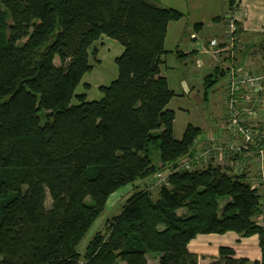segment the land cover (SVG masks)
<instances>
[{"label": "trees", "instance_id": "1", "mask_svg": "<svg viewBox=\"0 0 264 264\" xmlns=\"http://www.w3.org/2000/svg\"><path fill=\"white\" fill-rule=\"evenodd\" d=\"M183 15L154 0H0V264H78L77 246L110 195L154 174L151 149L170 171L166 183L155 199L130 194L87 244L84 264H147L149 252L158 264H198L188 243L227 231L256 234L260 260L221 246L207 264H264L260 195L246 173L210 161L174 171L201 132L188 124L174 137V92L160 75L168 24ZM103 35L123 46L117 77L86 100L75 90ZM216 80L206 76L204 95Z\"/></svg>", "mask_w": 264, "mask_h": 264}, {"label": "rangeland", "instance_id": "2", "mask_svg": "<svg viewBox=\"0 0 264 264\" xmlns=\"http://www.w3.org/2000/svg\"><path fill=\"white\" fill-rule=\"evenodd\" d=\"M155 3H157L160 6L163 7H179L182 10L181 12L184 13L183 19L181 21H185L187 23H190L191 19L195 17V15H202V16H216L214 19V27L211 28L208 31H205L206 36L209 38H212L216 41L217 45H211V40L209 41V55L215 60L216 66L218 67V76L217 81L215 82V85L211 87L208 90L207 94V100L206 103L198 105L194 102V100H191L192 105L191 113L190 114H184V118L189 117L192 118V121H200L202 126H204L203 119L206 120L208 124V128L206 126L205 130L200 129V135H203L204 133L207 134H218L216 137L217 139H214V146L217 147H227L228 143L226 141L228 140L227 135H230L228 130H222L221 131V138H225L223 141L220 140V127L222 125H225L227 115L229 112L228 104V91L231 89V84L236 83L238 81H242L243 77L245 75H253V76H264V45L260 47L261 49L254 50L253 56H251V59L254 60L256 63L254 66H248V64H245V61L240 59L239 55L237 54V47H238V36L240 34V24L237 19L236 14V7L233 6L231 9H227V0H224L223 4L220 2V0L216 1H210L207 3V1H204L203 5H192L191 2L182 1L181 5H174V0H154ZM176 7V8H177ZM231 19L234 20L236 24V31L232 35L229 34L228 31V24L230 23ZM9 22V20H7ZM230 35L233 37V40L230 41ZM104 43L100 42V39L94 42V54H90L89 57V63L93 65V69L91 72L86 73L85 75V81L90 82L92 84V88L88 91V96L92 97L98 93V87L95 86L98 82H102L101 84L108 85L114 78L117 77V68L115 61L113 60L116 56H118L120 53H117L114 50V47L111 46L110 43L114 41L117 45L119 44L116 40L112 38H104ZM207 45V44H206ZM167 47H169V44H166ZM110 48L109 50L107 49ZM97 48L100 50V58L101 62L98 61L97 56ZM254 48L259 47H253L248 50H253ZM165 58V57H163ZM175 58V57H174ZM167 62L171 60V57H166ZM55 64H59V60L56 57L54 60ZM214 63V64H215ZM177 64L180 65V62L177 61ZM193 62H188V66H193ZM215 67V66H214ZM162 70L164 71V65L161 66ZM115 69V73L114 72ZM234 72V74H232ZM221 78V79H220ZM225 84L226 86V99L224 102L220 103V84ZM241 85V84H240ZM249 83H242V86H240L239 90L236 91L238 94L236 99V107L237 110L240 112L241 115H243V109L247 106H254V109L256 111L255 117L250 121L251 128L253 129V143L250 144L249 148L245 150L244 153L246 156L245 158H241V155L235 152H229V150L226 149V151L223 152L222 156L220 157V149L219 151L215 149V153L212 154L211 159H214V162L212 165H219L224 168V170L227 169V166L231 170L235 168L236 171H241V169L247 174H251L254 178H259L258 168L255 162V156L258 155V148L259 146L264 147V124L263 127L259 123L256 124L255 118L256 116L259 117L260 120L264 123V78L261 82V88H256L254 85L250 86ZM217 86L218 88H216ZM250 86V90L245 89L246 87ZM83 82H80V84L77 86L75 93L81 94L85 91L83 88ZM98 89V90H97ZM216 89V91H215ZM218 89V90H217ZM102 94V93H100ZM245 94V95H244ZM102 96V95H101ZM202 97V95H201ZM253 100V101H252ZM260 100V101H259ZM185 100H180V98H175L172 101L173 106L181 103H185ZM250 101V102H249ZM78 101L75 97L72 98L71 103L76 104ZM201 102H203L201 100ZM184 107V105H183ZM218 111V116H217ZM45 110L39 111V116L41 119V122H44L45 120ZM248 123V122H247ZM248 125V124H246ZM249 126V125H248ZM242 142V139L238 136V139H236V145H240ZM151 156L154 160V162H157V164L154 165V174H152L149 177H146L144 179H137L132 183H129L125 186H122L115 192H113L103 211L100 213V215L94 220L93 224L90 226L88 231L86 232L85 236L81 240V242L77 246V251L80 253L81 257L78 261V264H84V258L83 254L85 252L86 246L89 243V241L92 239V237L96 233L103 234L106 230L107 224L110 221V219L118 214L121 211V207L126 200V198L138 190H147L150 193V196L152 199H155L157 197L158 191L161 187V182H158L156 173L159 172H167L166 170H159L162 167V163L158 161V156L156 153V150L151 149L150 150ZM214 155V156H213ZM210 158V157H209ZM207 161H202L200 167L207 166ZM163 170V171H162ZM230 173V172H228ZM236 172H233V174ZM232 174V173H231ZM154 175H156L154 177ZM260 195V194H259ZM261 195H260V202H261V212L258 214L260 215L262 213L261 219H255L258 222L264 221V208L261 201ZM219 205L224 204L228 201L227 197H220L219 198ZM46 207H50V198L47 196L45 200ZM186 211L185 208H180L177 210L178 214H182ZM257 218V217H256ZM160 254L157 252H149L146 254L147 264H158ZM199 264V263H198Z\"/></svg>", "mask_w": 264, "mask_h": 264}, {"label": "crops", "instance_id": "3", "mask_svg": "<svg viewBox=\"0 0 264 264\" xmlns=\"http://www.w3.org/2000/svg\"><path fill=\"white\" fill-rule=\"evenodd\" d=\"M174 1V5H181L180 3L182 1H186L188 3L191 2L192 5L196 6L203 5L204 1H207V3H209L210 1L216 0ZM220 2L223 4L224 0H220ZM232 5L236 7V17L241 27L240 34L238 36L237 54L239 55L240 59L245 61V64H248V66H254L256 62L251 59V56L254 55V50H260V47L264 45V0H233ZM229 8L230 0H227V9ZM176 9L180 10L181 8L177 7ZM215 17L216 16L208 17L205 15L202 16L196 14L195 17L191 19L190 23H187L185 21H181L183 19L182 16L179 20L169 22L167 27V32L164 40L165 52L161 56L160 75L166 78L169 88L174 92V96L171 98L167 106L174 112L173 133L176 139L181 138L188 124L199 127L201 128V130H205L206 126L208 128L206 120L203 119L204 126H202L201 124H198L200 123V121L193 122L192 118H184V114L191 113V100H194V102L198 105L206 103L208 97L207 95H204L205 78L206 76L211 74H214L216 79L218 76V72H216L218 67L215 63V60L218 59H213L209 55L210 53L208 50L209 41L212 40L213 37L208 38L205 34V31H208L214 27ZM104 38L109 37L104 35L101 36L99 38L101 43H104ZM167 43L169 44V47L166 46ZM110 44L112 47H114L116 55L117 53H120V51L123 50V46L117 45L114 41H112V43ZM253 47L259 48H254L253 50H250L248 52V50ZM107 49L109 50L110 48L107 47ZM99 54L100 50L97 48V56ZM168 56L171 57L169 63L166 60V57ZM102 58H100L99 55L97 58V62L100 63ZM115 58L113 59L114 61ZM177 61L180 62V65L177 64ZM190 61L193 62V66H188V62ZM162 65H164V71L161 68ZM91 66L92 68L89 72H91L93 69L92 64ZM113 73H115V69ZM85 74L82 77L81 82H83V88L85 89L83 93L86 96V100L100 99L102 94H100L101 91L98 89L99 86L105 84H101L102 82H98L95 85L98 87V93H96V95L92 97H89L88 91L90 88H92V84L90 82L85 81ZM214 85L215 83L211 87H213ZM215 87L218 88L217 86ZM175 98L185 100V103L173 106L172 101ZM225 99L226 86L222 83L220 84V103H222V101L224 102ZM201 100L203 102H201ZM255 122L256 124L259 123L263 127L264 123L262 120L259 119L258 116H256ZM216 135L218 136V134L216 133H204L203 135H199L196 141L194 142L193 151H201L214 146L212 145L214 144V139L218 138L216 137ZM221 136L222 135L220 130V140L223 141L225 138H221ZM209 161L213 163L214 159L210 158ZM226 171L230 173L237 172L235 168L231 170V167L229 168L228 166ZM222 205L223 204L220 205V208L222 207ZM221 246L232 247L237 257H245L250 261L260 260L261 258L258 236L256 234L251 236H242L234 231H227L225 233L220 234L204 233L196 235L188 243L189 251L197 254L199 264H207L217 259L218 249Z\"/></svg>", "mask_w": 264, "mask_h": 264}, {"label": "built area", "instance_id": "4", "mask_svg": "<svg viewBox=\"0 0 264 264\" xmlns=\"http://www.w3.org/2000/svg\"><path fill=\"white\" fill-rule=\"evenodd\" d=\"M228 31L229 34H233L236 31V24L233 19H231L230 23L228 24ZM230 35V41L233 40V37ZM211 45H217L216 41L214 39L211 40ZM234 74V72H232ZM264 76H253V75H245L242 79V81H238L236 83L231 84V89L228 91V115L226 119L225 125H222V130H228L230 135H227L228 140L226 143H228L227 147H217L212 146L211 148L204 149L201 151H193L183 157H181L178 161L177 166L174 167V171L177 170H185V169H193V168H200L201 162L207 161L209 162V159L211 158V155L215 153V149L219 151L220 149V157L222 156L223 152L229 150V152H235L241 155V158H245V150H247L250 146V144L253 143V129L251 128L250 121L255 117L256 111L254 109V106H247L243 109V115L240 114V112L237 110L236 107V99L240 86H242V83H249L250 86H255L258 89L261 88V82ZM241 84V85H240ZM250 86L246 87L245 89L250 90ZM245 95V94H244ZM253 101V100H252ZM260 101V100H259ZM250 102V101H249ZM248 122V123H247ZM248 124V125H246ZM238 136L242 139V142L240 145H236V139H238ZM213 151V152H212ZM258 155L255 156V162L258 168L259 178L252 177L251 174H247V181L250 184V187L252 189H255L258 191V193L262 196L261 201L264 208V147L259 146L258 148ZM210 157V158H209ZM169 170L167 172H157V180L158 182H161V184L166 183L167 175ZM245 173L242 169L241 171H237L236 174H242ZM154 175V177L156 176ZM262 213L257 216L256 219L262 218ZM260 225H264V221L258 222Z\"/></svg>", "mask_w": 264, "mask_h": 264}]
</instances>
